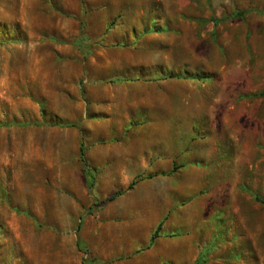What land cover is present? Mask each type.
<instances>
[{
	"label": "rangeland",
	"instance_id": "obj_1",
	"mask_svg": "<svg viewBox=\"0 0 264 264\" xmlns=\"http://www.w3.org/2000/svg\"><path fill=\"white\" fill-rule=\"evenodd\" d=\"M262 90L264 0H0V264H264Z\"/></svg>",
	"mask_w": 264,
	"mask_h": 264
},
{
	"label": "trees",
	"instance_id": "obj_2",
	"mask_svg": "<svg viewBox=\"0 0 264 264\" xmlns=\"http://www.w3.org/2000/svg\"><path fill=\"white\" fill-rule=\"evenodd\" d=\"M244 13L245 12H237L234 16L241 17L242 15H244ZM254 95L255 96L264 97V90H262L258 94H254ZM13 123L20 124V125L27 124L26 122H23V121H21V122H13ZM38 124H48V125H52V126H71V125H73V124H69V123L64 122L61 118L56 117V116H54L51 119H48L44 110H42V120ZM0 125H3V124L0 123ZM84 155H85V148H84L83 144H81L80 147H79V157H80V161L83 164H86ZM134 184H135V182H131L128 185L127 189H131ZM122 193H123V191L118 190L115 194H113L112 196H110L108 198V200H113L117 196L121 195ZM253 198H254L255 201H257V202H259V203H261V204L264 205V199L260 198L257 195H253ZM159 230H161V224H159L157 226L156 230L152 233V235L150 237V241H149V244L150 245L155 241L156 238L159 237ZM197 263H199V259L198 258L195 260L194 264H197Z\"/></svg>",
	"mask_w": 264,
	"mask_h": 264
}]
</instances>
